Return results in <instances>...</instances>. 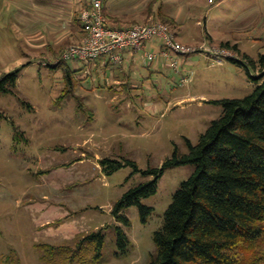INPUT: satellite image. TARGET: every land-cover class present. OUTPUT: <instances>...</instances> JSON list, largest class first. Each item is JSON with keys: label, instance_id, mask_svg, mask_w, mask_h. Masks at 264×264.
Masks as SVG:
<instances>
[{"label": "rangeland", "instance_id": "374dc122", "mask_svg": "<svg viewBox=\"0 0 264 264\" xmlns=\"http://www.w3.org/2000/svg\"><path fill=\"white\" fill-rule=\"evenodd\" d=\"M117 1L138 3L140 17L115 26L164 22L162 8L176 20L170 27L177 40L198 51L150 61L145 52L160 51V44L148 43L133 62L104 70L80 60L53 67L48 64L60 60L67 46L50 60L33 56L26 17L20 29L0 17V76L20 69L16 94L0 93V264H44L36 244H74L78 232L101 227L106 242L100 264H147L156 250L154 232L195 165L165 171L157 193L142 201L154 207L147 223L138 205L124 210L132 222L125 228L131 245L119 254L113 207L153 177L131 164L106 174L100 159L128 157L142 170L161 167L177 148L188 151L186 139L197 144L221 116L223 106L211 100L241 98L259 84L264 0ZM223 50L226 57H215ZM66 65L78 78L76 92L86 111L73 96L56 102L66 86ZM127 76L129 82L115 83Z\"/></svg>", "mask_w": 264, "mask_h": 264}, {"label": "trees", "instance_id": "16d2710c", "mask_svg": "<svg viewBox=\"0 0 264 264\" xmlns=\"http://www.w3.org/2000/svg\"><path fill=\"white\" fill-rule=\"evenodd\" d=\"M106 3L107 0L103 12L109 24L127 27L115 26L119 23L106 11ZM88 5L85 2L78 10L82 31L78 42L85 34L81 12ZM158 15L169 26L176 23L162 8ZM66 62L60 58L58 63L48 65L59 67ZM260 67L257 87L241 98L211 100L223 106L221 116L211 122L197 144L186 139L188 151L177 148L161 167L142 170L137 161L128 157L123 161L100 159L106 174L131 164L136 172L153 177L129 189L113 207L119 254H126L131 245L125 228L131 227L132 222L124 210L138 205L142 222L147 223L154 207L143 203V199L157 193L159 180L167 169L193 164L194 172L175 192L163 224L154 232L156 250L149 255L147 264H264V54ZM64 70L66 86L56 102L73 96L78 108L86 111L76 92L78 78L69 66ZM19 72L20 69L0 76V93L16 94ZM3 118L0 112V121ZM105 229L78 232L74 244L38 243L36 247L42 251L44 264H100Z\"/></svg>", "mask_w": 264, "mask_h": 264}, {"label": "crops", "instance_id": "0c3cea01", "mask_svg": "<svg viewBox=\"0 0 264 264\" xmlns=\"http://www.w3.org/2000/svg\"><path fill=\"white\" fill-rule=\"evenodd\" d=\"M85 2L89 0H0V17L4 20L9 18L8 22L17 24L19 29L22 15L26 17L23 29L28 32V41L33 49V56L39 54L50 60L51 56L58 55L64 47L80 40L82 31L78 21V10ZM137 7H140L138 3L131 4V2L117 0L107 1L105 6L111 18L119 24L132 22L139 18V12H135ZM8 9L12 10L8 11ZM39 22L45 25L40 26ZM136 53L125 51L123 63L133 62ZM111 63L114 62L108 57L93 62L96 69L101 70ZM124 79L129 82L127 76L123 79H115V83L125 84ZM117 96L118 94H115L114 98Z\"/></svg>", "mask_w": 264, "mask_h": 264}, {"label": "built area", "instance_id": "2783aa9c", "mask_svg": "<svg viewBox=\"0 0 264 264\" xmlns=\"http://www.w3.org/2000/svg\"><path fill=\"white\" fill-rule=\"evenodd\" d=\"M105 1L90 0L89 5L82 10L81 21L85 34L80 42L66 47L61 56L62 60H80L90 64L108 57L114 63L122 65L125 51H145L146 45L151 42H158L160 51H146L145 58L150 61L159 56L170 58L172 52L188 55L198 51L196 47L180 43L171 27L162 21L129 27L111 26L103 12ZM227 53L225 50L221 53L214 51L217 58L226 57Z\"/></svg>", "mask_w": 264, "mask_h": 264}]
</instances>
